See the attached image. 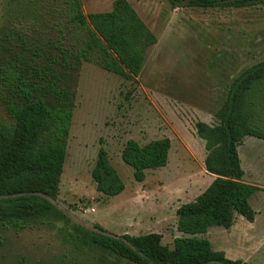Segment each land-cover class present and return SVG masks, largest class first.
Here are the masks:
<instances>
[{"label": "rangeland", "instance_id": "374dc122", "mask_svg": "<svg viewBox=\"0 0 264 264\" xmlns=\"http://www.w3.org/2000/svg\"><path fill=\"white\" fill-rule=\"evenodd\" d=\"M113 1L81 0L84 13L109 11ZM128 1L156 42L147 49L139 74L130 79L82 63L53 201L68 222L50 218L19 231L0 224V264H135L82 244L69 236L71 225L93 229L97 223L114 234L159 232L162 243L172 247L181 235L176 209L210 183L203 163L205 143L195 123L216 124L214 112L232 78L264 59V3L202 7ZM61 16V0H0V54L10 46L7 34L23 36L31 45L54 42V23ZM163 136L171 143L167 164L146 170L141 182L134 180L132 168L120 158L124 142L132 138L144 144ZM99 146L123 180L117 195L99 193L90 176ZM237 150L243 180L259 187L249 198L255 218L250 222L236 213L229 228L212 226L198 236L229 259L264 264V140L243 135Z\"/></svg>", "mask_w": 264, "mask_h": 264}, {"label": "trees", "instance_id": "16d2710c", "mask_svg": "<svg viewBox=\"0 0 264 264\" xmlns=\"http://www.w3.org/2000/svg\"><path fill=\"white\" fill-rule=\"evenodd\" d=\"M257 3L264 0H190L188 5ZM61 11L54 23V42L31 45L23 36L7 34L10 46L0 54V224L16 231L50 218L68 222L53 201L59 192L82 63L93 62L130 79L139 74L147 49L156 42L128 0H114L111 10L89 13L83 12L81 0H61ZM214 117L216 124L195 123L205 143L204 168L214 178L193 201L176 209V229L182 234L174 237L172 247L162 243L158 232L109 234L97 223L93 229L72 224L69 236L135 264H248L213 250L209 239L198 235L212 226L229 228L236 213L250 222L255 218L249 198L259 187L243 180L237 147L243 135L264 140V59L232 78ZM170 146L165 136L144 144L129 138L120 158L141 182L146 170L167 164ZM90 176L96 190L106 196L124 189L103 146Z\"/></svg>", "mask_w": 264, "mask_h": 264}, {"label": "water", "instance_id": "95a60500", "mask_svg": "<svg viewBox=\"0 0 264 264\" xmlns=\"http://www.w3.org/2000/svg\"><path fill=\"white\" fill-rule=\"evenodd\" d=\"M170 1L174 2L176 5L179 6H185L190 3V0H170ZM225 1H233V0H225Z\"/></svg>", "mask_w": 264, "mask_h": 264}, {"label": "crops", "instance_id": "0c3cea01", "mask_svg": "<svg viewBox=\"0 0 264 264\" xmlns=\"http://www.w3.org/2000/svg\"><path fill=\"white\" fill-rule=\"evenodd\" d=\"M208 174V173H207ZM207 174H206V176H207ZM211 176V177H210ZM209 177H210V182L213 180V178H214V176L212 177V174L211 175H209ZM208 186V185H207ZM206 186V187H207ZM205 187V188H206ZM204 188V189H205ZM106 231V230H105ZM125 232H126V230H125ZM125 232H123V233H125ZM150 232H154V231H150ZM106 233H109V234H114V233H110V232H108V231H106ZM123 233H116V235H121V234H123ZM129 233V232H128ZM149 233V232H148ZM159 233V232H158ZM179 233H181V232H179ZM130 235H140V234H133V233H129ZM142 234H144V233H142ZM182 234V233H181Z\"/></svg>", "mask_w": 264, "mask_h": 264}, {"label": "built area", "instance_id": "2783aa9c", "mask_svg": "<svg viewBox=\"0 0 264 264\" xmlns=\"http://www.w3.org/2000/svg\"><path fill=\"white\" fill-rule=\"evenodd\" d=\"M92 210H94V209H92Z\"/></svg>", "mask_w": 264, "mask_h": 264}]
</instances>
